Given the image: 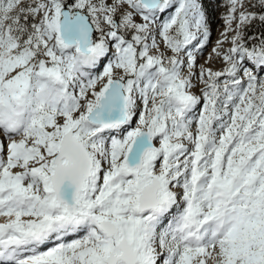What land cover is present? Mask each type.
I'll use <instances>...</instances> for the list:
<instances>
[{"label": "snow or ice", "instance_id": "snow-or-ice-1", "mask_svg": "<svg viewBox=\"0 0 264 264\" xmlns=\"http://www.w3.org/2000/svg\"><path fill=\"white\" fill-rule=\"evenodd\" d=\"M0 264H264V0H0Z\"/></svg>", "mask_w": 264, "mask_h": 264}, {"label": "bare ground", "instance_id": "bare-ground-1", "mask_svg": "<svg viewBox=\"0 0 264 264\" xmlns=\"http://www.w3.org/2000/svg\"><path fill=\"white\" fill-rule=\"evenodd\" d=\"M220 24L222 25V23H220ZM216 28H219V25H218V24L216 25V27H213V35H212V38L215 37V38L217 39L219 32L216 30ZM213 42H214V40L212 41V43H213ZM210 51H211V48H210V45H209L208 49H207L206 52L204 53L205 56L207 55V52H210ZM204 54H203V55H204ZM200 63H203V59L200 60ZM215 66L218 67V66H219V63H216Z\"/></svg>", "mask_w": 264, "mask_h": 264}, {"label": "rangeland", "instance_id": "rangeland-1", "mask_svg": "<svg viewBox=\"0 0 264 264\" xmlns=\"http://www.w3.org/2000/svg\"><path fill=\"white\" fill-rule=\"evenodd\" d=\"M222 11V9H219V10H217V12H216V20H217V23L216 24H214L213 25V27H216V25L218 24L219 25V27L221 26V24L220 23H222L221 21H219V15H220V12ZM218 28H216V30H217ZM218 31V30H217ZM214 40V42L212 43V44H215V41H216V38L214 37V38H212V41ZM210 48H211V45H210ZM204 56H205V54H204ZM218 67H220V65L218 66Z\"/></svg>", "mask_w": 264, "mask_h": 264}]
</instances>
